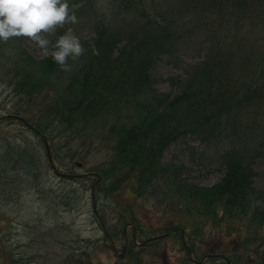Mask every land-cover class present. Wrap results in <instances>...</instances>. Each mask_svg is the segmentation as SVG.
Here are the masks:
<instances>
[{
  "label": "trees",
  "instance_id": "trees-1",
  "mask_svg": "<svg viewBox=\"0 0 264 264\" xmlns=\"http://www.w3.org/2000/svg\"><path fill=\"white\" fill-rule=\"evenodd\" d=\"M86 1L105 3V7L93 25L95 34L82 40L84 54L75 63L69 60L72 70L62 71L51 56L36 59L23 51L13 61L8 59L13 63L9 85L17 113L26 111L19 106H36L29 110L37 116L35 125L40 130L44 123L45 129L58 124L78 126L116 114L108 130L115 136V152L97 168L98 195L113 196L129 186L138 197L164 187L158 203L168 205V193L175 188L179 229L166 225L168 234L151 240L143 230L144 243L138 245L132 238L124 258L115 259L114 264H164L148 255L163 248L166 253L167 246L184 250L182 264H264V189L254 185L253 161L258 154L254 150L264 144V33L255 38L257 27L251 23L264 21V0H179L178 10L168 19L152 8L150 0ZM79 2L67 0L69 6ZM238 12L237 20L233 19ZM70 13H82V8ZM182 16H188L192 29L199 23L207 29L218 17L228 18L233 32L210 37L205 57L179 80V92L159 93L154 89V69L159 57L174 48V27ZM65 74V95L60 100L51 104L35 100L46 93L45 99L56 86L54 76ZM130 108L138 113L131 123L122 116ZM186 136L224 149L220 156L227 171L219 181L198 185L181 180L183 166H165L161 161L164 150ZM248 137L253 144H247ZM171 173L175 178L167 176ZM170 206L173 210L174 204ZM133 210V206L125 207L121 213L125 222L131 216L141 229ZM218 229L236 241L216 256L203 241L213 240ZM59 264H95V260L84 250L69 254Z\"/></svg>",
  "mask_w": 264,
  "mask_h": 264
},
{
  "label": "rangeland",
  "instance_id": "rangeland-1",
  "mask_svg": "<svg viewBox=\"0 0 264 264\" xmlns=\"http://www.w3.org/2000/svg\"><path fill=\"white\" fill-rule=\"evenodd\" d=\"M150 1L152 8L156 12L161 11L160 16L166 19L178 10L179 0ZM101 5L89 4L86 0H82L78 5L69 7L70 10L78 6L82 8L83 14L77 18V23L58 28L48 38L54 42L68 27H71L84 45L82 40L95 34L93 25L101 16L105 3ZM227 8L228 6L224 7V9ZM238 15H240L239 12L233 19L237 20ZM186 18L188 16H182V19L177 20L176 28L174 27V37L176 35L174 48L162 54L157 60L154 69L156 76L154 89L159 93L175 95L179 91L180 78L185 77L188 69L206 55L210 34L216 38L225 30L233 32L232 28H228L230 25L228 18L218 17L214 23L209 24L207 29L209 32L201 27L189 28ZM252 24L257 27L253 36L255 38L261 36L264 33V21L255 20ZM198 25L200 26V23ZM237 38L239 39L238 36L235 37ZM23 51L37 59L46 58L25 38L15 39L14 42L11 39L7 42L0 41V116L8 117L14 112L13 94H11L13 88L8 83L11 75L8 73L13 63L10 64L6 59L10 56L14 60ZM65 75L62 78L54 76L56 88L49 92L46 102H49L53 96L59 97L61 92L63 94L66 84ZM43 96L44 94L39 95L35 97V100H41ZM19 107L25 109L26 113H30L29 107L34 109L36 106L31 104ZM128 112L134 115L135 111L128 110ZM115 120L111 114L107 117H98L96 120L80 122L78 126L68 124L54 128L50 126L47 139L51 145L52 142L54 144V147H51L54 162L60 172L73 174L72 176L59 175L55 172L49 161L44 139L28 125L9 117L0 124V152L8 148L6 147L8 142L13 145H31L28 146V150L38 156L41 166L38 174L34 172L37 175L32 180H20L29 184L19 186L14 197H0V210L4 217L0 223V250L2 249L3 264H11L13 261H18L20 264H57L63 259L65 253L73 249L75 243L80 247L79 250H82V246L87 245L84 238L92 240L89 243L93 246L87 247L92 253L96 248L98 251L101 249L99 254L94 253L99 260L113 254L103 246L104 230L96 216L92 184L96 176L94 168L104 164L114 153V138L108 135V127ZM251 143L252 138L248 137L247 144ZM258 152L259 155L255 158L254 184L264 189V144ZM219 155L220 150L218 151L216 147L186 136L173 142L164 151L161 161L165 166L171 164L183 166L179 176L181 180L198 185H211L220 180L225 172ZM170 176L174 177V174L171 173ZM161 192L152 188L138 198L126 189L117 191L111 198L102 193L98 197L97 208L100 210L98 215L106 216L113 230L118 222V216L125 224L121 210L124 211L125 207L133 206L135 218H138L141 228L149 230L147 237L160 234L165 231L164 226L177 223L174 210L163 204H156ZM174 200L175 188L168 205L175 202ZM128 219L130 224L126 225L127 234L128 238L132 239L131 227L134 219L131 216ZM36 225L42 227L40 231L35 229ZM222 230L218 229L214 233L213 241L208 243L210 248L226 250L236 241L233 236L226 235ZM140 235L139 242H141ZM116 242L122 253L124 240L116 239ZM148 249L153 250L150 247ZM166 249H168L166 254L163 248L159 252H154V255L148 256L162 259L164 253L166 264L183 263L184 250L169 246Z\"/></svg>",
  "mask_w": 264,
  "mask_h": 264
},
{
  "label": "clouds",
  "instance_id": "clouds-1",
  "mask_svg": "<svg viewBox=\"0 0 264 264\" xmlns=\"http://www.w3.org/2000/svg\"><path fill=\"white\" fill-rule=\"evenodd\" d=\"M75 23L77 17L70 13L67 0H0V41L25 38L65 72L72 70L69 60L77 62L85 48L71 27L54 42L48 36Z\"/></svg>",
  "mask_w": 264,
  "mask_h": 264
}]
</instances>
